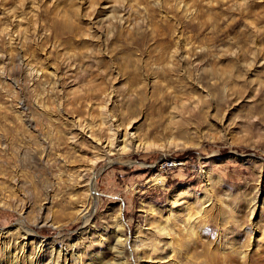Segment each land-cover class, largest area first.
<instances>
[{"label":"rangeland","instance_id":"1","mask_svg":"<svg viewBox=\"0 0 264 264\" xmlns=\"http://www.w3.org/2000/svg\"><path fill=\"white\" fill-rule=\"evenodd\" d=\"M211 259L264 264V0H0V264Z\"/></svg>","mask_w":264,"mask_h":264},{"label":"bare ground","instance_id":"2","mask_svg":"<svg viewBox=\"0 0 264 264\" xmlns=\"http://www.w3.org/2000/svg\"><path fill=\"white\" fill-rule=\"evenodd\" d=\"M114 138H115L114 141L118 140V133H117V132L114 133ZM126 139H127V138H126ZM126 139L123 140L122 143L125 142L126 145H127L126 147H130L131 144L133 143V139H131V138H129V139H127V140H126ZM127 143H128V144H127ZM113 145H114V144L112 143V145L109 146L108 154H109V152H110V153L112 152V150H113V149H112ZM116 146H117V145H116ZM148 146H149V144H148ZM151 146H152V145L150 144V147H151ZM139 148H141V146H140ZM142 148H143V149H146V150L149 149V148H147V146H145V145H144ZM211 257H212V256H211ZM242 259H244V256L242 257ZM211 260H212V264H216V263L213 261V259H211ZM209 261H210V259H209ZM215 261H216V259H215ZM224 263L227 264L226 261H225ZM247 263H248V262H247Z\"/></svg>","mask_w":264,"mask_h":264}]
</instances>
